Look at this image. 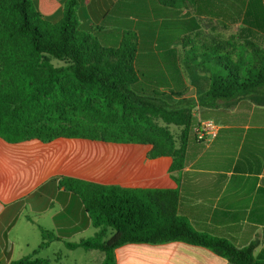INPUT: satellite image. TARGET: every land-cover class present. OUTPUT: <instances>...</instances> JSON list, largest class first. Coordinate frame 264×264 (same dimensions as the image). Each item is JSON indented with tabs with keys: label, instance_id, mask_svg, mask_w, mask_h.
<instances>
[{
	"label": "trees",
	"instance_id": "trees-1",
	"mask_svg": "<svg viewBox=\"0 0 264 264\" xmlns=\"http://www.w3.org/2000/svg\"><path fill=\"white\" fill-rule=\"evenodd\" d=\"M172 1L186 3L193 14L205 12L200 0ZM217 1L218 16L231 22L242 18L249 28L264 33L261 0ZM78 5L79 0H66L61 20L52 24L32 0H0V139L4 142L47 144L62 138L147 145L149 159L171 158L172 173L198 155L210 154L195 134L199 120L237 121L228 111L236 106L241 119L250 114L251 124H264V47L253 42L198 44L201 35L193 17L184 24L163 13L157 19L177 30L168 42L154 43L142 18L137 32L84 29L79 25ZM172 44L182 49L179 57L167 51ZM51 58L65 65L55 67ZM181 65L198 92L223 101V108L185 96ZM170 125L180 128L178 136L172 135ZM226 132L219 129L218 136ZM245 149L243 145L237 170H242ZM58 184L80 199L96 230L94 237L66 246L102 252L101 264H116L114 250L126 244L168 242L207 248L231 264H264L253 256V246L236 248L192 227L178 212L176 190L125 188L64 176ZM39 229L40 250L57 237ZM48 263L26 256L9 264Z\"/></svg>",
	"mask_w": 264,
	"mask_h": 264
},
{
	"label": "crops",
	"instance_id": "crops-1",
	"mask_svg": "<svg viewBox=\"0 0 264 264\" xmlns=\"http://www.w3.org/2000/svg\"><path fill=\"white\" fill-rule=\"evenodd\" d=\"M65 1L32 0L52 24L61 20ZM261 3L264 5V0ZM200 7L205 12L193 14L186 3L177 5L172 0H79L78 20L84 29L100 27L105 32L116 29L125 33L137 32L142 18L155 43L160 39L168 42L177 34L173 24L157 19L160 14L175 15L174 21L184 24L193 17L201 35L198 44L253 42L264 47V33L249 28L242 18L231 22L218 16L217 0H204V5L200 0ZM167 51H172L171 57H179L182 49L172 44ZM179 73L186 89L183 66ZM188 79L196 93L191 98L223 108V101L199 93ZM228 111L237 121L215 122L228 132L217 133L218 138L204 144L210 154L202 153L172 173L171 158L149 159L147 145L62 138L47 144L36 140L9 144L0 139V264L26 256L48 260V264H77L70 257L78 248L69 249L66 243L92 238L96 230L80 199L59 186L60 176L125 188L176 190L178 212L192 227L236 248L251 245L253 256L264 263V133L259 132L264 124H251L250 114L241 119L236 106ZM243 145L242 170H237ZM39 228L57 237L40 250ZM84 252L83 264L103 261L100 251ZM114 256L116 264H231L207 248L183 242L126 244L116 248Z\"/></svg>",
	"mask_w": 264,
	"mask_h": 264
},
{
	"label": "rangeland",
	"instance_id": "rangeland-1",
	"mask_svg": "<svg viewBox=\"0 0 264 264\" xmlns=\"http://www.w3.org/2000/svg\"><path fill=\"white\" fill-rule=\"evenodd\" d=\"M55 67H59V66H64L65 65V62H63V61H59V60H56V59H53V58H51V61H50ZM182 66V65H181ZM185 82H186V91H185V96L186 97H191V96H193V95H195L196 93H195V89H194V87L191 85V82H190V80L188 79V77L186 76L185 77ZM194 114L196 115V116H199V112H198V109L197 108H195L194 109ZM169 130H170V132L172 133V135L174 136V137H176V136H178L179 135V133H180V128L179 127H176V126H173V125H170L169 126ZM84 237H86V236H90V235H83ZM78 240V239H77ZM82 240V239H81ZM84 250L83 249H81V248H78L77 250H75L74 252H73V254H71V257H70V259H72V260H70V261H73V259H75V260H77L76 262H77V264H83V261H85V256H83L84 255ZM79 261V262H78ZM80 261H82V262H80Z\"/></svg>",
	"mask_w": 264,
	"mask_h": 264
},
{
	"label": "built area",
	"instance_id": "built-area-1",
	"mask_svg": "<svg viewBox=\"0 0 264 264\" xmlns=\"http://www.w3.org/2000/svg\"><path fill=\"white\" fill-rule=\"evenodd\" d=\"M219 125L213 120H199V125L195 128L197 140L209 145L210 142L217 136Z\"/></svg>",
	"mask_w": 264,
	"mask_h": 264
}]
</instances>
